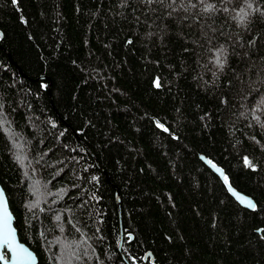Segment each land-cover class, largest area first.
I'll return each instance as SVG.
<instances>
[{"label": "trees", "instance_id": "1", "mask_svg": "<svg viewBox=\"0 0 264 264\" xmlns=\"http://www.w3.org/2000/svg\"><path fill=\"white\" fill-rule=\"evenodd\" d=\"M251 2L240 24L246 0H0V183L37 264H264Z\"/></svg>", "mask_w": 264, "mask_h": 264}, {"label": "water", "instance_id": "2", "mask_svg": "<svg viewBox=\"0 0 264 264\" xmlns=\"http://www.w3.org/2000/svg\"><path fill=\"white\" fill-rule=\"evenodd\" d=\"M38 78H48L46 75L41 74ZM199 158L204 162V164L207 165V167L214 172L218 177L221 179L223 184L225 185V188L229 195L243 208H247L249 210H253L254 208L248 207L246 203H244V200H250L252 201L253 204H255V200L248 194L239 191L235 187H233L228 181L225 183V171L222 167L217 165L216 163L210 161L207 157H205L203 154H199ZM219 169L220 171H217ZM0 192L3 193V202L6 205V212H7V226L8 228L11 229V236L8 237V243L4 242V234H5V229L3 227L2 220H0V264H37L38 259L36 256V253L24 242L20 241L17 233V229L14 226V214L12 213L10 206H9V201L7 194L2 187L0 183ZM115 197H116V204L118 211H120V200H119V193L118 190L115 192ZM2 215V213H0ZM120 226H121V221H120ZM132 238V236L130 235ZM122 239H123V232L121 231L120 234V242L118 246V250L121 251V246H122ZM23 249V251H21ZM5 252L7 255H5ZM122 255V253H121ZM147 257L150 258V262L152 263L154 260V257L151 253V251H147L142 260L145 262ZM122 258L126 261V258L124 255H122ZM127 262V261H126ZM128 263V262H127Z\"/></svg>", "mask_w": 264, "mask_h": 264}, {"label": "snow or ice", "instance_id": "3", "mask_svg": "<svg viewBox=\"0 0 264 264\" xmlns=\"http://www.w3.org/2000/svg\"><path fill=\"white\" fill-rule=\"evenodd\" d=\"M13 2L15 3V0H13ZM147 3L151 4L154 2V0H146ZM173 3H175V0H172ZM198 2L200 4H203L204 7L202 8L203 12H210L214 10V5L212 4H207L206 0H198ZM189 3L191 4V0H189ZM247 3V8L250 9L251 11H245L244 9L240 10V13H238V18H239V23L240 24H245L248 21V17L252 14V12H257V11H261L260 9H254L252 7V2L251 0H246ZM191 6L193 8L196 7V4H191ZM261 15H264V12H261ZM235 19V17H234ZM131 42V41H129ZM216 63L217 65L222 69L224 64L226 63V56H225V50L223 49V47H221V49L218 50V54L216 56ZM159 86V83L157 82V87ZM245 164L250 165V161H248L247 158H245ZM217 171H220L219 169H217ZM225 183H227L228 178L225 176ZM244 203H246L248 205V207L251 208H255V204L252 203V201L250 200H244ZM0 213H2V215H0V220H2L3 223V227L5 229V234H4V242L8 243V237L11 236V229L8 228L7 226V221H8V217H7V212H6V205L3 202V193L0 192ZM264 231V230H262ZM21 251H23V249H21Z\"/></svg>", "mask_w": 264, "mask_h": 264}, {"label": "rangeland", "instance_id": "4", "mask_svg": "<svg viewBox=\"0 0 264 264\" xmlns=\"http://www.w3.org/2000/svg\"><path fill=\"white\" fill-rule=\"evenodd\" d=\"M246 7H247V5H245ZM26 207L28 208V210L30 211V210H32L33 208H31V207H34V204H31V205H26ZM55 242H56V244H57V246H56V250H55V252L56 253H61L60 251H61V248H62V244H60V241L57 239V240H55Z\"/></svg>", "mask_w": 264, "mask_h": 264}]
</instances>
